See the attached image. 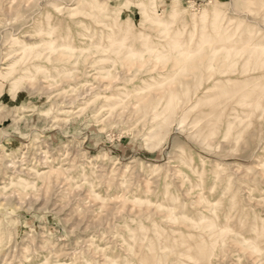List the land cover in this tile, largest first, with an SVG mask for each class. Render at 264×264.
<instances>
[{
    "label": "rangeland",
    "instance_id": "1",
    "mask_svg": "<svg viewBox=\"0 0 264 264\" xmlns=\"http://www.w3.org/2000/svg\"><path fill=\"white\" fill-rule=\"evenodd\" d=\"M47 1L0 0V264H194L188 246L200 264H264V58L231 62L264 48V0ZM145 83L144 99L100 109ZM171 97L179 113L153 119L146 108ZM123 194L173 202L179 223ZM179 233L187 246H168Z\"/></svg>",
    "mask_w": 264,
    "mask_h": 264
},
{
    "label": "bare ground",
    "instance_id": "2",
    "mask_svg": "<svg viewBox=\"0 0 264 264\" xmlns=\"http://www.w3.org/2000/svg\"><path fill=\"white\" fill-rule=\"evenodd\" d=\"M47 1V0H46ZM80 1V0H79ZM79 1H78V3H79ZM114 1V3H119V0H113ZM48 2V1H47ZM52 2V1H51ZM76 2V1H75ZM42 3V2H41ZM44 3V2H43ZM53 3H54V1H53ZM77 3V2H76ZM9 4H11V3H9ZM51 4V3H50ZM52 5V4H51ZM61 5H63V4H61ZM68 6H70V4H68ZM54 7H56V6H54ZM53 7V8H54ZM58 7V6H57ZM65 7V6H64ZM150 7V4H146V5H143L142 4V7H140V11H141V14H142V16H144V17H146L145 18V21L146 20H150L151 21V23L150 22H148V21H146V22H148V23H150V24H152L153 26H163L164 25V21H162L156 14H154V13H152L151 11H152V9L151 8H149ZM47 8H49V7H47ZM46 9V8H45ZM44 9V10H45ZM56 11V10H55ZM71 11L72 10H67V12H68V14H71ZM8 12V11H7ZM62 12H63V10H62ZM57 13V12H56ZM6 14V13H5ZM12 14V13H11ZM122 15H126V13L125 12H123V13H121ZM58 16V15H57ZM55 17V16H54ZM54 17H53V20H54ZM62 18V17H61ZM49 20V19H48ZM231 20H228L227 21V25L229 24V22H230ZM36 22H38V21H36ZM52 22V21H51ZM70 23V22H69ZM51 24V23H50ZM53 24V23H52ZM35 25V24H34ZM66 26V25H65ZM37 27V26H36ZM72 27V26H71ZM41 28V27H40ZM100 31H102L101 29H100ZM64 34V33H63ZM75 34H76V32H75ZM74 34V35H75ZM208 35V34H207ZM106 36V35H105ZM151 36V35H150ZM27 37V36H26ZM76 37V36H75ZM28 38V37H27ZM30 38V37H29ZM110 41L112 40V42H113V44H118V39H117V36L115 35V32H113L111 35H108V37H107ZM43 39V38H42ZM79 39V38H78ZM150 39H151V37H150ZM65 40V39H64ZM67 41H68V39H67ZM70 41V40H69ZM71 42V41H70ZM112 42H110L111 43V45H112ZM58 43H59V41H58ZM205 44V42H203V43H201L200 44V47H202L203 45ZM22 45V44H21ZM29 45V44H28ZM53 45H54V42L52 41V42H50V43H48V46L49 47H53ZM60 45V44H59ZM75 45H76V43H75ZM86 45V44H85ZM84 45V46H85ZM93 45V44H92ZM176 45L177 46H180L179 45V43H176ZM32 46V45H31ZM62 46L64 47V48H71V45L69 44V43H67V44H65V43H63L62 44ZM83 46V45H82ZM28 47H30V46H27V48ZM80 46H78L77 48H79ZM92 47V46H91ZM116 47H117V50L115 51V52H113V51H110V49L109 50H106L105 51V53H108V52H113L115 55L118 53V51L119 52H121V50H120V47L119 46H117L116 45ZM118 47H119V49H118ZM80 49H82V48H80ZM147 49H150V47L149 48H147ZM25 50H27V49H25ZM29 50H30V48H29ZM31 51H32V49H31ZM83 51V50H82ZM196 51H192V50H190V51H184L182 48H177L176 49V53H177V55L180 57V58H182V60H185V61H189L188 59H189V56L190 55H192V53H195ZM83 54V53H82ZM120 54H122V53H120ZM119 54V55H120ZM134 54V53H133ZM173 54V53H172ZM264 48L263 47H261V45H259V44H252V45H250V48L248 49V53H247V56H246V58H243V57H245V56H242V55H240L237 59H235V60H233V61H231L232 63L233 62H235V61H237V60H239V61H237V63L239 64V63H241V61L243 60V63L245 64V65H248V64H251L252 63V65L253 64H257V61H259V59H262V56H263V58H264ZM101 55H103V54H101ZM115 55H113V56H115ZM89 56V55H88ZM112 56V57H113ZM119 57H121V55L119 56ZM123 57H125L124 55H123ZM126 57H127V55H126ZM172 57V56H171ZM91 58V57H90ZM95 59H96V57H94ZM102 58H104V57H102ZM111 58V57H110ZM128 58L130 59V57L128 56ZM169 58V57H168ZM167 57H166V59L165 60H167L168 59ZM174 59H176L175 58V56L173 57ZM230 58H233L232 56H230ZM16 59V58H15ZM67 59V58H66ZM97 59H98V57H97ZM100 59V58H99ZM112 59V58H111ZM125 59H127V58H125ZM128 59V60H129ZM87 60V59H86ZM91 60V59H90ZM110 60V59H109ZM122 60V59H121ZM178 60V59H177ZM92 61H93V59H92ZM98 61V60H97ZM113 61H114V59H113ZM112 61V62H113ZM120 61V60H119ZM118 61V62H119ZM125 61V60H124ZM127 61V60H126ZM132 61V60H131ZM163 61V60H162ZM181 61V60H180ZM180 61H178L179 63H180ZM264 61V60H263ZM262 61V62H263ZM90 62V61H89ZM106 62V61H105ZM115 62V61H114ZM90 63H92V62H90ZM184 63H186V62H184ZM237 63L235 64V65H237ZM107 64H109V63H107ZM121 64V63H120ZM123 64V63H122ZM67 65H69V64H67ZM66 65V66H67ZM81 65V64H80ZM86 65H87V63H86ZM90 65V64H89ZM113 65V64H112ZM117 65V64H116ZM127 65V64H126ZM131 65V64H130ZM181 65H184V64H181ZM69 66H71V65H69ZM83 66V65H82ZM88 66V65H87ZM94 66V65H93ZM104 66V65H103ZM120 67H121V65H119ZM241 66V65H240ZM74 67V66H73ZM77 67H80V66H77ZM100 67H101V65H100ZM105 67H109V66H105ZM112 67V66H111ZM110 67V68H111ZM129 67V66H128ZM127 67V70L129 69ZM234 67V66H233ZM70 68V67H69ZM68 68V69H69ZM80 68H82V67H80ZM141 68V67H140ZM7 69V68H6ZM6 69H4V70H6ZM95 69V68H94ZM99 70H103L104 68L102 67V69H100V68H98ZM97 69V70H98ZM138 69V68H137ZM181 69H183L182 67H181ZM74 70H76V69H74ZM107 70V69H106ZM129 70H131V69H129ZM139 70V69H138ZM141 70V69H140ZM71 71V70H70ZM119 71V70H118ZM125 72H122L121 74H119L120 76V78L122 79V80H127V79H131V77L132 76H129V74H128V72L126 71V69L124 70ZM172 71V70H171ZM178 71H179V68H178ZM100 72V71H99ZM121 72V71H120ZM130 72V71H129ZM95 73H97V72H95ZM172 73V72H171ZM223 73V72H222ZM228 72H225V74H227ZM114 74V73H113ZM167 74V73H166ZM165 74V75H166ZM175 74V73H174ZM221 74V73H220ZM143 75V74H142ZM181 75V74H180ZM162 76H164V75H162ZM78 77V76H77ZM87 77V76H86ZM105 77H107V78H112V80H113V78L114 77H116V76H114V75H112L110 72L108 73V74H105ZM169 77H170V75H169ZM171 78V77H170ZM119 79V78H118ZM141 79V78H140ZM172 79V78H171ZM174 79V78H173ZM64 80V79H63ZM89 81V80H88ZM145 81V80H144ZM150 81V80H149ZM175 81H176V79H175ZM172 82V81H171ZM59 83V82H58ZM78 83V82H77ZM139 83H141V82H139ZM67 84V83H66ZM70 84V83H69ZM71 84H73V83H71ZM145 84H147V85H145V86H142V87H136L135 89H133V90H129L130 92H126V90L127 89H120L118 86V88H116L115 86V88H116V90H118L116 93H113V94H110L111 96H107V97H104V100L106 101V102H111L112 104L110 105V104H107L106 106H102L100 109H102V108H104V107H108L110 110V112L112 111V110H115V107L117 106V105H119V104H121L122 103V100L123 99H125L124 97H123V94L125 95V96H127V97H129V96H135V98L137 97V99L139 98L140 100H142V99H144L145 98V96H147V95H144L145 94V92H147V91H149L150 90V88L152 87L153 88V83H145ZM68 85V84H67ZM144 85V84H143ZM156 85V84H155ZM51 86V85H50ZM99 87V86H98ZM122 87V86H121ZM164 87V86H163ZM181 87V86H180ZM88 88V87H87ZM96 88V87H95ZM100 88V87H99ZM103 88V87H102ZM161 88V87H160ZM176 88V87H175ZM83 89H85V87L83 88ZM82 89V90H83ZM89 89H90V87H89ZM97 89V88H96ZM95 89V90H96ZM109 89H111L112 90V88H108V90ZM154 89H155V87H154ZM153 90V89H152ZM162 90H164V89H162ZM89 91H92V89H90V90H88V89H86V94L88 93L89 94ZM105 91H107V90H105ZM105 91H103V92H105ZM186 91H189V90H185V93H186ZM198 91V90H197ZM98 92V91H97ZM111 92V91H110ZM167 92V91H166ZM169 92L171 93V94H173L172 92H173V90H172V92L169 90ZM169 92L167 93V94H169ZM179 92V91H178ZM182 92V91H181ZM94 93V92H93ZM105 93H107V92H105ZM161 93V92H160ZM176 93H177V91H176ZM200 93V92H199ZM81 93H79V95H80ZM90 94H91V92H90ZM152 94H154V92L152 93ZM162 94V93H161ZM166 94V93H165ZM166 94V95H167ZM178 94V93H177ZM182 94H184V93H181V95ZM84 95H85V93H84ZM93 94H91V96H92ZM113 95V96H112ZM83 95L81 94L79 97H82ZM89 96V95H88ZM144 96V97H143ZM179 96V95H178ZM226 96V95H225ZM126 97V98H127ZM163 97H164V95H163ZM169 97H170V95H169ZM174 97H175V95H174ZM174 97H171V99H169V101L168 102H165V103H163V104H158L157 106L156 105H150V106H148L147 108H146V110L147 111H152V113H151V115H154L153 116V119H155V118H157V117H159V118H161L160 116H162L164 119H165V121H168L169 119H170V117L172 116V115H175V114H177V113H179L178 112V110L176 109V107H177V104H176V101H175V99H173ZM212 97V96H211ZM213 97H217L216 95L214 96L213 95ZM84 99V98H83ZM129 99V98H128ZM127 99V100H128ZM164 99H167L166 97L164 98ZM163 99V100H164ZM206 99V101H208V98L205 96L204 97V100ZM212 99L213 98H211V101H212ZM82 100V99H81ZM130 100H131V97H130ZM140 100H138L139 102H140ZM148 100H150V99H148ZM193 100V99H192ZM78 101V100H77ZM135 101H136V99H135ZM134 101V102H135ZM196 101V100H195ZM209 101H210V99H209ZM164 102V101H163ZM190 103H191V101H190ZM197 103H198V101H197ZM202 103V102H201ZM131 104V103H130ZM134 104V103H133ZM132 104V105H133ZM184 104V103H183ZM195 104V103H194ZM194 104H192V105H194ZM129 105V104H128ZM128 105H126V107L128 106ZM132 105H130V106H132ZM135 105H136V103H135ZM162 105H166L165 107H163V108H160ZM198 105V104H197ZM129 106V107H130ZM190 106V105H189ZM195 106V109L194 110H196L197 111V109H196V105H194ZM128 107V108H129ZM253 107V106H252ZM255 107V106H254ZM159 108H160V111H158L159 110ZM187 108V107H186ZM194 108V107H193ZM251 108V107H250ZM127 109V108H126ZM152 109V110H151ZM192 109V108H191ZM245 109V108H244ZM255 109V108H254ZM161 110H163V111H161ZM181 110V109H180ZM185 109H183L182 108V110H181V113L183 114V115H185V114H187L186 113V111H184ZM187 110V109H186ZM130 111V110H129ZM188 112V111H187ZM192 112H194L193 110H192ZM236 112V111H235ZM118 113L116 112V115H117ZM196 114V113H195ZM123 115V114H122ZM182 115V116H183ZM235 115V114H234ZM186 116V115H185ZM185 116H183L184 118H185ZM218 116V115H217ZM233 116V115H232ZM236 116V115H235ZM118 117H119V114H118ZM123 117V116H122ZM183 117H181L182 119H183ZM211 117V116H210ZM215 117V116H214ZM214 117H212L213 119H215V122H216V118H214ZM252 117V116H251ZM187 118V117H186ZM244 118V117H243ZM158 119V118H157ZM178 119V118H177ZM180 119V118H179ZM181 119V121H183ZM248 119V118H247ZM171 120V119H170ZM210 120V119H209ZM162 121V120H161ZM178 121V120H177ZM180 121V120H179ZM180 121V122H181ZM208 121V120H207ZM249 121V120H248ZM171 122V121H170ZM209 123H210V121H208ZM213 123H214V121H212ZM206 123V122H205ZM166 126V125H165ZM243 130V129H242ZM241 135V134H240ZM243 137H244V135H242ZM238 138V137H237ZM244 140V139H243ZM262 140V139H261ZM241 141V140H240ZM245 141V140H244ZM260 141V140H259ZM262 146H264V145H262ZM260 151V150H259ZM262 151V150H261ZM262 159V158H261ZM260 159H258V161H259ZM187 162V161H186ZM13 162H11V164H12ZM9 164V163H8ZM187 164V163H186ZM261 164V163H260ZM258 165H259V163H258ZM260 167H261V165H259ZM7 167H9V166H7ZM11 168H13V167H11ZM177 168V167H176ZM186 168V167H185ZM193 168V167H192ZM199 169V168H198ZM175 170H177V169H175ZM181 170V169H180ZM173 171H174V169H173ZM18 172V171H17ZM171 172H172V170H171ZM175 172V171H174ZM183 172V171H182ZM182 172H180V171H178L176 174H178V173H182ZM184 173V172H183ZM190 174H191V172H189ZM194 173V172H193ZM196 173H198V172H196ZM200 173V172H199ZM198 173V174H199ZM260 173V172H259ZM197 174V175H198ZM261 174V173H260ZM40 173H38L37 175H35L36 177H38V178H40ZM174 175H175V173H174ZM195 175V174H194ZM193 175V176H194ZM219 175V174H218ZM262 175H263V173H262ZM156 176V175H155ZM168 176V175H167ZM181 176V175H180ZM186 175H184V178H185V182L184 183H186L189 179H188V176H186ZM192 176V175H191ZM255 176V175H254ZM253 176V177H254ZM153 177V176H152ZM164 177V176H163ZM177 177V176H176ZM175 177V178H176ZM199 177H200V175H199ZM216 177V176H215ZM220 177V176H219ZM218 177V178H219ZM222 177H226V176H222ZM221 177V178H222ZM10 178V182H11V184H12V181H13V178H15V176H11V177H9ZM155 178V177H154ZM180 178H182V177H180ZM193 178V177H192ZM252 177H250V179H251ZM151 179V178H150ZM157 179V178H156ZM211 179V178H210ZM84 180H86V179H84ZM163 180V179H162ZM224 180V179H223ZM229 180V179H228ZM252 180H253V178H252ZM255 180V179H254ZM164 181H165V179H164ZM164 181H162V182H164ZM184 181V180H183ZM191 181V180H190ZM199 181H201V180H199ZM198 181V182H199ZM213 181V180H212ZM155 182V181H154ZM220 182V181H219ZM151 183V182H150ZM158 183H156L155 185H157ZM178 184V183H177ZM188 184V183H187ZM195 184V183H194ZM197 184V183H196ZM199 184V183H198ZM121 185V184H120ZM212 185V184H211ZM248 185V184H247ZM179 186H180V184H179ZM178 186V187H179ZM190 186H194V185H191V184H189V187ZM251 186V185H250ZM121 187V186H120ZM199 187H201L200 185H199ZM153 188V187H152ZM162 188V187H161ZM170 188H171V185H170ZM177 188V187H176ZM210 188V187H209ZM246 188V187H245ZM251 188V187H250ZM117 189H118V186H117ZM124 189H127V188H124ZM198 189H200V188H198ZM151 190H153V189H151ZM193 190V189H192ZM210 190V189H209ZM228 190V189H227ZM231 190V189H230ZM243 190H245V189H243ZM139 191V190H138ZM184 191V190H183ZM182 191V192H183ZM187 191V190H186ZM191 191V190H190ZM232 191V190H231ZM91 192H93V191H91ZM120 192V191H119ZM145 192V191H144ZM147 192H149V191H147ZM165 192V191H164ZM172 192V191H171ZM206 192V191H205ZM246 192V191H245ZM229 193V192H228ZM231 193V192H230ZM146 194V193H145ZM199 193H198V191H197V196L199 197V195H198ZM203 195L204 194H206V193H202ZM234 194V193H233ZM114 195V194H113ZM118 195V194H117ZM124 195V196H123ZM122 196H123V198L125 199V201H131L133 204H135L136 206H139V207H141V209L138 211V213H136V214H139L140 216H141V213H145V215H151L152 214V216H153V213H155V215L157 214L156 212H160L161 214L162 213H165V212H167L166 213V215L164 216L165 218L166 217H168L167 218V220L168 221H170V222H173V221H177L178 222V220L179 219H177L176 217H174L173 215V209H171V210H168L167 211V208H173L174 207V204H173V202L170 204V203H165L164 201H157V200H155V201H151V200H149V201H143V202H146L145 204H143V202L141 201V200H139V199H136V197H135V195H133V196H131V197H128L127 195H125V194H123ZM148 195V194H147ZM152 195V194H151ZM161 195V194H160ZM159 195V196H160ZM172 195V194H171ZM185 195V194H184ZM202 195V196H203ZM226 195V194H225ZM230 195V194H229ZM115 196V195H114ZM114 196H112V197H114ZM141 196H142V194H141ZM153 196V195H152ZM234 196V195H233ZM232 196V197H233ZM263 196V195H262ZM97 197H99V196H97ZM101 197V196H100ZM166 197V196H165ZM204 197V196H203ZM203 197H202V199L200 198V200L202 201L203 200ZM259 197V196H258ZM121 198V197H120ZM139 198V197H138ZM141 198V197H140ZM154 198V197H153ZM238 198V197H237ZM101 199V198H100ZM161 199V198H160ZM206 199V198H205ZM231 199V198H230ZM98 200V199H97ZM102 200V199H101ZM117 200H119V199H117ZM196 200H198V199H196ZM199 200V201H200ZM250 200V199H249ZM96 201V200H95ZM166 201H167V199H166ZM201 201H200V203H201ZM206 201H207V199H206ZM106 202V201H105ZM188 202H190V199H189V201ZM203 202V201H202ZM235 202V201H234ZM231 203H233V202H231ZM193 204V203H192ZM234 204V203H233ZM237 204V203H236ZM106 205H107V203H106ZM117 205V204H116ZM115 205V206H116ZM200 205V204H199ZM211 205V204H210ZM213 205V204H212ZM112 206L113 205H111V207L110 208H112ZM203 206V205H202ZM208 206V205H207ZM234 206V205H233ZM117 207H118V205H117ZM235 207V206H234ZM124 208V207H123ZM123 208L122 209H120V210H123ZM235 209V208H234ZM108 210V209H107ZM116 210H118V209H116ZM115 211V210H114ZM113 211V212H114ZM124 211V210H123ZM115 212H117V211H115ZM128 212V211H127ZM202 212V211H201ZM122 213V212H121ZM134 213V216L136 215ZM168 213H169V216H168ZM111 215H114L112 212L110 213ZM116 214V213H115ZM120 214V213H119ZM203 214V213H202ZM223 214V213H222ZM118 215V213L116 214V216ZM164 215V214H163ZM122 216V215H121ZM229 216V215H228ZM118 217V216H117ZM116 217V218H117ZM129 217V216H128ZM144 217V216H143ZM146 217H148V216H146ZM162 217V216H161ZM193 217V216H192ZM151 218V217H150ZM141 219V218H140ZM152 219H153V217H152ZM198 219V218H197ZM212 219H214V218H212ZM223 219V218H222ZM227 219V218H226ZM153 220H155V219H153ZM161 220V219H160ZM171 220H173V221H171ZM240 220V219H239ZM124 222V221H123ZM147 222V221H146ZM151 222H153V221H151ZM176 222V223H177ZM240 222H241V220H240ZM239 222V223H240ZM118 223V222H117ZM154 223H156V222H153V224ZM167 223V222H166ZM179 223V222H178ZM139 224V223H138ZM231 224V223H230ZM155 225H157V224H155ZM164 225H166V224H164ZM188 225V224H187ZM192 225V224H191ZM191 225H190V227H191ZM208 225V224H207ZM224 225V224H223ZM151 226H152V224H151ZM159 226V225H158ZM217 226H220L219 225V223H211L210 225H209V227H211V228H214V229H216V228H218ZM145 227V226H144ZM184 227V226H183ZM201 228V227H204L203 225H200V226H193V228ZM222 227V226H221ZM227 227V226H226ZM262 227V226H261ZM148 228V227H147ZM156 228H157V226H156ZM163 228V227H162ZM158 229V228H157ZM148 230V229H147ZM159 230V229H158ZM178 230H180V229H178ZM221 231L222 230H224V231H228V228H225V229H223V228H221L220 229ZM253 230V229H252ZM151 231H152V229H151ZM199 231V230H198ZM254 231V230H253ZM153 232V231H152ZM158 232H160V231H158ZM260 232V231H259ZM257 230H255V233H254V235H255V237H257V238H262L261 236H260V233H259ZM164 233V232H163ZM191 233V232H190ZM262 233V232H261ZM167 234V233H166ZM188 234H189V232H188ZM192 234V233H191ZM165 235V234H164ZM149 236H150V234H149ZM192 236H194V235H192ZM142 237V236H141ZM140 238V237H139ZM143 239V238H142ZM187 238L186 237H184V235L182 234V233H179V238H177V239H174L173 241H171V244H169L168 243V246H172V247H177V246H182V247H186L187 245H185L186 244V240ZM202 245V244H201ZM205 245V244H204ZM199 247H200V245H199ZM199 247H198V249H199ZM205 247V246H204ZM204 247H200L201 249H204ZM151 249H152V247H150ZM209 248V247H208ZM151 249H150V251H151ZM160 250V249H159ZM154 251V250H153ZM152 251V252H153ZM207 253V252H206ZM182 254L183 255H185L187 258H189V259H192V261H194L195 263L194 264H200V259H198V257H196V256H193V254H192V252H191V248L188 246L187 247V249L186 250H184V251H182ZM208 254H210V252H208ZM141 255V254H140ZM142 256V255H141ZM158 259V258H157ZM113 261V260H112ZM149 262V261H148ZM113 263V262H112ZM157 263H158V261H157ZM193 263V262H192Z\"/></svg>",
    "mask_w": 264,
    "mask_h": 264
}]
</instances>
